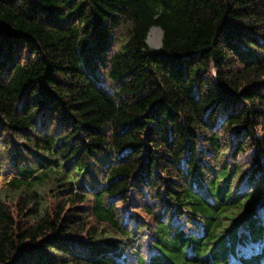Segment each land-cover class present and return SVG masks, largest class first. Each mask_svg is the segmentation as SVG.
Instances as JSON below:
<instances>
[{"label":"trees","instance_id":"trees-1","mask_svg":"<svg viewBox=\"0 0 264 264\" xmlns=\"http://www.w3.org/2000/svg\"><path fill=\"white\" fill-rule=\"evenodd\" d=\"M1 173L0 264H264V0H0Z\"/></svg>","mask_w":264,"mask_h":264},{"label":"rangeland","instance_id":"rangeland-1","mask_svg":"<svg viewBox=\"0 0 264 264\" xmlns=\"http://www.w3.org/2000/svg\"><path fill=\"white\" fill-rule=\"evenodd\" d=\"M149 32V31H148ZM152 39L151 41L148 42V44L152 47H159L161 45V40H162V32H159L158 29H153L149 35ZM147 39H148V34H147ZM9 177H11L12 175L9 174ZM4 180V173L0 174V183Z\"/></svg>","mask_w":264,"mask_h":264},{"label":"bare ground","instance_id":"bare-ground-1","mask_svg":"<svg viewBox=\"0 0 264 264\" xmlns=\"http://www.w3.org/2000/svg\"><path fill=\"white\" fill-rule=\"evenodd\" d=\"M153 29H158L159 30V32H161V29L159 28V27H157V26H153V27H151L150 28V30H149V32H148V41L150 42L151 41V39L153 38H151L149 35H150V33H151V31L153 30Z\"/></svg>","mask_w":264,"mask_h":264},{"label":"water","instance_id":"water-1","mask_svg":"<svg viewBox=\"0 0 264 264\" xmlns=\"http://www.w3.org/2000/svg\"><path fill=\"white\" fill-rule=\"evenodd\" d=\"M153 27V26H152ZM151 28V27H150ZM161 32H162V30H161ZM147 40V39H146Z\"/></svg>","mask_w":264,"mask_h":264}]
</instances>
